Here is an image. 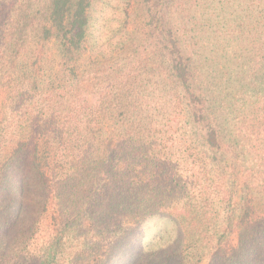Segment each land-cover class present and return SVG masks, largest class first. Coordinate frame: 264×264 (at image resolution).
I'll return each mask as SVG.
<instances>
[{
  "label": "trees",
  "instance_id": "16d2710c",
  "mask_svg": "<svg viewBox=\"0 0 264 264\" xmlns=\"http://www.w3.org/2000/svg\"><path fill=\"white\" fill-rule=\"evenodd\" d=\"M99 1L0 0V264H264V0Z\"/></svg>",
  "mask_w": 264,
  "mask_h": 264
},
{
  "label": "rangeland",
  "instance_id": "374dc122",
  "mask_svg": "<svg viewBox=\"0 0 264 264\" xmlns=\"http://www.w3.org/2000/svg\"><path fill=\"white\" fill-rule=\"evenodd\" d=\"M115 4L116 0H100L97 2L96 8L97 11H99L100 5H103L102 15L108 14L109 12L116 14V16L123 15L122 11L120 9L118 10ZM114 22L117 23V21ZM114 22H111V24ZM129 28L130 29L126 32H129L133 27L130 26ZM127 37L130 38L129 36ZM169 225V221L165 218L152 217L132 231H129L126 241L124 244L122 243L120 255L114 258L112 264H126L125 260L128 257L131 256V258H133L144 247L152 243L156 236H158L163 229L168 228ZM202 264H206V259L203 260Z\"/></svg>",
  "mask_w": 264,
  "mask_h": 264
}]
</instances>
